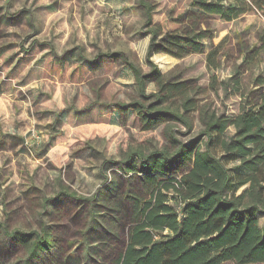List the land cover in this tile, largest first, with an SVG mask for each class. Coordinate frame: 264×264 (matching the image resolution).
Listing matches in <instances>:
<instances>
[{
  "label": "rangeland",
  "instance_id": "obj_1",
  "mask_svg": "<svg viewBox=\"0 0 264 264\" xmlns=\"http://www.w3.org/2000/svg\"><path fill=\"white\" fill-rule=\"evenodd\" d=\"M145 1L165 28L183 29L185 19L200 17L213 36L206 52L221 44L215 68L206 53L173 57L169 68L152 57L168 79L187 83L200 107L233 115L257 99L256 78L264 76L259 13L226 21L200 14L191 0ZM146 22L141 0H0V264H114L134 220V198L150 191L140 160L129 171L127 155L173 154L178 140L202 130L197 111L192 130L175 120L145 128L135 109L118 106L144 98L133 71L109 54L123 52L148 72ZM155 90L150 81L147 93ZM180 97L165 105L179 107ZM188 167L182 159L167 163L177 176ZM43 228L48 246L35 256L8 233Z\"/></svg>",
  "mask_w": 264,
  "mask_h": 264
},
{
  "label": "trees",
  "instance_id": "obj_2",
  "mask_svg": "<svg viewBox=\"0 0 264 264\" xmlns=\"http://www.w3.org/2000/svg\"><path fill=\"white\" fill-rule=\"evenodd\" d=\"M141 2L151 32L146 58L150 70L144 72L123 52L109 55L123 59L133 71L144 100L118 106L135 109L145 128L175 120L192 130L190 116L197 111L203 128L189 141L178 140L173 154L154 150L127 155L129 171L137 170L134 158L140 160L150 191L145 198H134V220L114 264H264V226L259 216L264 214V76L256 78L257 99L245 103L238 114L200 107L190 96L187 83L168 79L152 57L169 68L173 57L206 53L208 66L215 68L221 44L206 52L205 40L213 36L199 26L200 17L195 15L191 22L185 19L187 27L172 30L156 21L153 4ZM191 5L200 14H216L226 21L254 11L264 18V0H191ZM258 41V48L264 49V29ZM150 81L157 90L149 94ZM212 88L217 89L213 82ZM175 93L181 95L180 106L165 105ZM177 159L189 164L181 176L168 173L167 163ZM8 233L27 246L32 256L48 246L45 228Z\"/></svg>",
  "mask_w": 264,
  "mask_h": 264
},
{
  "label": "built area",
  "instance_id": "obj_3",
  "mask_svg": "<svg viewBox=\"0 0 264 264\" xmlns=\"http://www.w3.org/2000/svg\"><path fill=\"white\" fill-rule=\"evenodd\" d=\"M232 1V0H231Z\"/></svg>",
  "mask_w": 264,
  "mask_h": 264
}]
</instances>
